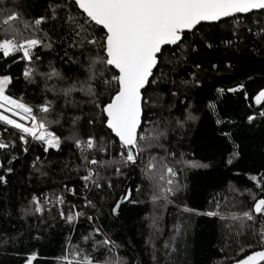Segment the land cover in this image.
Wrapping results in <instances>:
<instances>
[{"label": "trees", "instance_id": "obj_1", "mask_svg": "<svg viewBox=\"0 0 264 264\" xmlns=\"http://www.w3.org/2000/svg\"><path fill=\"white\" fill-rule=\"evenodd\" d=\"M48 2L0 0V8L5 4L9 8L15 7L22 10L25 19H30L44 14ZM237 20L240 26L235 29L231 18L217 22L214 26L199 25L194 30L195 35L188 33L184 41V45L190 44L196 51L189 48L181 55V49H175L172 63H167L172 53L166 47L165 56L161 57L165 63L154 70L152 79H157L159 86L152 85L149 89L150 110L146 109L144 119L159 122V129L167 137L161 139L160 143L174 151V158H168L167 162L178 169L176 178L184 187L175 198H170L172 203L160 201L153 205L143 194V187L141 194L136 195L137 184L147 185V181L142 179L138 162L134 167L122 168L120 176L115 175V165L101 168V175L110 178L112 188L109 189L105 184L102 192L88 190L87 197L96 203L97 208L83 209V182L79 174L73 171L80 160L78 154L73 155L75 150L71 148V142L66 141L62 151L50 150L49 153H44L39 143L30 142L29 151L25 153L19 145L16 130L0 125V139L5 142L10 139L16 141L15 149L9 150V153L0 150V163L7 166L3 160L6 154L17 157L12 164L14 172L7 177V186L0 185V264H24L29 252L38 253L34 264H57V258L62 257L69 241L70 245L92 251L91 245H85L81 240L82 234H87L92 228V223L84 217L74 226L68 225L59 219L53 207L51 213H44L43 224L34 216L21 218L20 209L27 205L32 195H54L63 191L65 185L75 189L76 194L64 191V211L75 205L77 210L83 209L87 215L94 216L103 232L120 245L117 254L129 264H152L145 239L152 232L150 225L154 216L159 218V227L162 229L156 240L161 255L165 242H170L176 249L171 258L162 255L161 264H232L235 259L243 257L244 253L239 250L240 243L243 241L254 245L255 241L243 235L237 240L235 230L226 232L218 218L196 214L216 210V201L220 202L221 210L225 213L237 210L242 205H250L247 190H257L249 176L264 173V117L260 116L264 104L258 105L253 99L264 88V43L247 32L248 21L244 17H237ZM43 27L53 34L51 25ZM234 30L239 39L233 35ZM229 39L233 41L231 46L225 43ZM209 44L211 47H208ZM34 53L42 58L41 71H47V65L51 63L66 76L80 72L79 79H84L82 69L64 62L67 57L64 55L65 49L60 46L53 50L38 48ZM69 54H72L71 50ZM23 68L24 63L18 59L14 62L9 58L5 63L0 58V73L13 77V84L6 94L22 98L33 106L42 103L46 95L52 99L50 92L43 91L45 85L39 77L32 84L24 80L21 75ZM241 84L244 87L238 91H229L239 88ZM173 91H177L178 95L172 96ZM73 97L76 101L87 99L79 92L74 93ZM57 103L64 110L65 117L61 120L62 127L51 125L52 129H58L64 137L69 136L73 130L70 117L73 114L80 115L82 109V130L91 131L87 125V117L91 114L87 103H81L75 109L65 106L63 99ZM210 104L214 108L209 107ZM170 108L173 118L188 110L195 119L179 129L174 125L166 126L164 121L169 119ZM250 115L255 117L252 122L248 121ZM53 117L54 114L49 119ZM140 131L143 132V128ZM153 151L157 156L165 155L163 149L156 148ZM234 152L239 155L233 158L232 164H228ZM181 154L185 161H196L208 167H184L176 163L181 159ZM96 155L100 157L99 153ZM36 157H40L43 162L46 176H40L33 169ZM131 171L130 189L133 199L138 202L122 205L118 214L113 216L111 208L122 193ZM186 207L195 211L186 212ZM256 227H259V222ZM246 251L251 249L246 248ZM95 255L103 258V252Z\"/></svg>", "mask_w": 264, "mask_h": 264}, {"label": "snow or ice", "instance_id": "obj_2", "mask_svg": "<svg viewBox=\"0 0 264 264\" xmlns=\"http://www.w3.org/2000/svg\"><path fill=\"white\" fill-rule=\"evenodd\" d=\"M237 17H244L248 21L247 32L264 43V0H49L44 14L30 19L24 18L22 10L9 8L5 4L0 8V58L5 63L9 58L14 62L17 59L22 61L24 68L21 75L24 80L32 84L39 77L45 85L43 91L50 92L53 98L49 99L46 95L42 103L33 106L22 98L6 94L13 84V77L0 73V125L16 130L19 145L25 153L29 151L30 142L42 145L44 153L62 151V145L66 141L71 142L70 146L75 150L73 155L78 154L80 160L73 171L79 174L83 182V209L97 208L96 203L88 199V190L102 192L105 184L112 188L110 178L101 175V168L115 165V175L120 176L122 168L134 167L138 162L142 179L147 181V185L137 184L136 195L141 194L143 187V194L153 205L160 201L172 203L170 198H175L184 187L175 179L178 169L167 162L168 158H174V151L160 143L161 139L167 137L159 129V122L144 119L146 109L150 110L149 89L152 85L159 86L158 80L152 79L154 69L165 63L161 57L165 56L166 47L172 53L167 63H172L175 49H181V55L189 48L195 52L196 48L190 44L184 45V41L188 33L195 35L197 26H214L231 18L235 29L240 26ZM44 25H51L53 34L46 31ZM233 35L240 38L235 30ZM225 43L231 46L233 41L229 39ZM57 46L65 49V63L83 70V80L79 79L80 72L66 76L51 63L47 65V71L40 70L42 58L35 55L34 50H53ZM196 67L199 68V65ZM50 81L53 83L49 84ZM243 87L241 84L239 88L229 91H238ZM77 92L87 99L76 101L73 94ZM171 95L175 97L178 92L173 91ZM60 99H63L65 106L73 109L79 108L81 103L90 106L87 125L91 131L82 130V109L80 115L70 117L73 130L69 136L64 137L58 129L51 128V125L62 127L61 120L65 113L57 103ZM253 99L258 105L264 104V88ZM209 107L214 108V105L210 104ZM53 114L54 117L49 119ZM260 116L264 117V111L260 112ZM194 119L188 110L173 118L170 108L169 119L164 123L179 129ZM254 119L248 116L249 122ZM7 128L4 130L7 131ZM142 128L143 132L140 131ZM15 145V140L5 142L0 139V150L5 153L14 150ZM156 148L163 149L165 155H155L153 150ZM238 155L232 153L227 163L232 164L233 158ZM103 156L108 158L103 159ZM16 159L14 155L6 154L3 157L7 166L0 163V185L7 186V177L14 172L12 164ZM176 163L189 168L208 167L196 161H185L182 154ZM32 167L40 176L47 175L40 157L35 158ZM249 180L257 190H247L250 205H242L237 210L225 213L221 210L220 202L216 201V210L196 213L218 218L226 232L235 230L237 240L243 235L255 241L254 245L242 241L239 250L244 255L232 261V264H264V173L251 175ZM64 191L76 194L75 189L65 185L63 191L54 195H32L27 205L20 209L22 219L34 216L41 224L45 223L44 213H51L53 207L59 219L68 225L74 226L81 217L92 223L91 230L81 236L82 242L90 244L92 251L71 245L64 250L62 257L57 258V264H129L117 254L120 245L103 232L94 216L87 215L83 209L77 210L75 205L64 211ZM124 200L138 202L133 199L131 189H123L122 199L111 208L113 215L118 214ZM233 208L236 206L233 205ZM184 211L195 210L186 207ZM150 227L152 232L145 239V245L150 250L152 264H161L162 255L171 258L176 249L170 242H165L161 255V250L156 247V240L162 232L158 217H152ZM246 248L251 251H246ZM100 252H103L102 259L95 255ZM37 256L36 252L27 253L24 264H34Z\"/></svg>", "mask_w": 264, "mask_h": 264}, {"label": "water", "instance_id": "obj_3", "mask_svg": "<svg viewBox=\"0 0 264 264\" xmlns=\"http://www.w3.org/2000/svg\"><path fill=\"white\" fill-rule=\"evenodd\" d=\"M228 19H230V18H226L225 20H228ZM197 27H198V26H197ZM154 70H155V69H154ZM132 175H133V172L131 171L130 176H129V179H128L127 182L125 183L123 189H125V188H129V189H130V184H131V182H132ZM123 189H122V193H121L120 196L118 197L117 201L122 199V196H123ZM126 203H128V201H127V200H124L123 203L121 204V206L124 205V204H126ZM121 206H120V207H121ZM118 210H119V209H118ZM112 215H113V214H112ZM113 216H116V215H113Z\"/></svg>", "mask_w": 264, "mask_h": 264}, {"label": "rangeland", "instance_id": "obj_4", "mask_svg": "<svg viewBox=\"0 0 264 264\" xmlns=\"http://www.w3.org/2000/svg\"><path fill=\"white\" fill-rule=\"evenodd\" d=\"M175 179L177 180V178H175ZM65 246H66L65 249L68 248V247H70V246H71V245H70V241L67 242V244H66Z\"/></svg>", "mask_w": 264, "mask_h": 264}]
</instances>
